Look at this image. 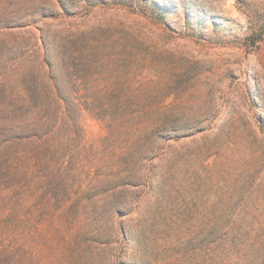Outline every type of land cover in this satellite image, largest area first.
Listing matches in <instances>:
<instances>
[{
  "label": "rangeland",
  "instance_id": "obj_1",
  "mask_svg": "<svg viewBox=\"0 0 264 264\" xmlns=\"http://www.w3.org/2000/svg\"><path fill=\"white\" fill-rule=\"evenodd\" d=\"M264 264V0H0V257Z\"/></svg>",
  "mask_w": 264,
  "mask_h": 264
},
{
  "label": "trees",
  "instance_id": "obj_2",
  "mask_svg": "<svg viewBox=\"0 0 264 264\" xmlns=\"http://www.w3.org/2000/svg\"><path fill=\"white\" fill-rule=\"evenodd\" d=\"M0 264H14L13 258L8 255H5L4 257H0Z\"/></svg>",
  "mask_w": 264,
  "mask_h": 264
}]
</instances>
